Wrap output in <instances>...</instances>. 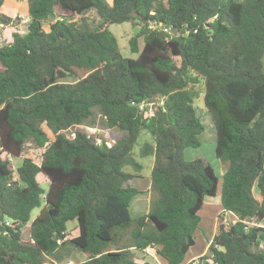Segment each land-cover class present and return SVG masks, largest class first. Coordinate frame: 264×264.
<instances>
[{
	"label": "trees",
	"instance_id": "trees-1",
	"mask_svg": "<svg viewBox=\"0 0 264 264\" xmlns=\"http://www.w3.org/2000/svg\"><path fill=\"white\" fill-rule=\"evenodd\" d=\"M6 1L3 24L12 20L1 11ZM27 7L28 32L0 44V264L63 263L74 249L87 255L74 264H153L136 256L149 248L183 264L205 197L219 188L208 160L184 157L205 130L195 106L201 84L227 169L218 232L187 264H264V0H27ZM91 10L101 18L95 27L85 16ZM135 20L141 27L129 44L139 55L125 57L109 25ZM161 98L147 117L140 103ZM97 108L123 131L112 145L75 128ZM144 130L154 139L140 148L154 157V198L133 217ZM29 143L43 148L40 163L24 157ZM12 157L22 159L16 170ZM226 213L237 219L224 222ZM74 220L79 233L69 237Z\"/></svg>",
	"mask_w": 264,
	"mask_h": 264
},
{
	"label": "rangeland",
	"instance_id": "rangeland-1",
	"mask_svg": "<svg viewBox=\"0 0 264 264\" xmlns=\"http://www.w3.org/2000/svg\"><path fill=\"white\" fill-rule=\"evenodd\" d=\"M1 11L2 13L12 18L10 23L3 24L2 22H0V38L3 44L10 43L13 40V34L15 32H19L22 34L28 32L30 16L28 13L27 0H7ZM58 12L60 14L61 11ZM85 16H87L88 21L92 23L94 27L97 26L98 23L101 21V18L96 12V10L89 11L85 14ZM80 17L81 16L79 15L76 17V19ZM46 24L48 27L49 23ZM140 25V20H135V22L126 21L123 23H113L109 25V29L116 35L118 39L120 51L123 56L131 58L138 57V53H134L131 51L129 42L130 38L139 31L141 27ZM139 45L140 47L144 45L143 37H140ZM68 81H75V78H69ZM198 87L201 89V93L200 96L195 100V106L197 107V113L199 117L205 125V130L199 136L201 140V146L198 148L190 147L185 149L184 157L186 160H192L199 157L208 160L215 168L216 174L219 178V188L215 196L205 197L203 207L199 212L201 216V222L195 234L196 243L189 249L186 256L187 259L183 264L195 259L192 258L191 260H189L188 258H191L197 253L203 252L204 249H206L205 252L207 251L209 246L208 242L214 238L213 235L216 233V231L218 232V225L219 223H221V218L223 217L221 192L223 175L226 171L227 163L222 161V159H220L216 155L215 150L217 143V129L209 111L205 106L203 84L199 85ZM152 101L154 102L155 100ZM156 108L157 107L152 103L147 104L141 109L144 111L147 117H150L154 114ZM75 128H80L82 130H85L89 134L98 137V141H103L104 139L109 145L114 144L115 141L123 134V131L120 130L118 127L111 128L107 126L104 118L100 115L98 108L95 109V115L93 119L88 120L82 126H78ZM47 131L51 135V139L54 140L55 137L52 132L48 128ZM67 133H70V136H74L75 129L69 130ZM146 141L153 142L154 139L147 130H144L141 134L139 142L135 146V157L139 162L143 164L144 168L142 176L135 177L133 179V184L135 185V187L137 186V188L141 190V192L132 201L131 213L133 217L145 214L150 208L151 202L154 198L153 192L151 191V172L154 164V157L140 156V148L142 144ZM42 153L43 148L37 147L29 143L25 149L24 157H31L36 162L40 163ZM11 161L14 170H16L17 167L20 165L22 159L13 157L11 158ZM125 169L127 171L134 172L133 168L130 166H127ZM38 179L40 180L44 188H48L49 178L44 173H40L38 175ZM39 212L40 208H35L32 212V218H35ZM224 217H227L229 220L236 219V217L232 216L231 214H224ZM68 231L69 237H73L79 233L77 220L70 221L68 223ZM23 239L25 241L31 239L29 224L25 225V227L23 228ZM148 250V252H145V255H143V253L137 252V259H139L140 261H149L153 264H161L160 261L162 262V264H168L167 261L163 258L160 259V257L156 254L155 249L149 248ZM201 255L197 257L199 258ZM85 259H87V255L84 251L74 249V251L70 254L69 258H67L63 263L58 264H74L77 262H81ZM45 264L54 263L48 261Z\"/></svg>",
	"mask_w": 264,
	"mask_h": 264
},
{
	"label": "built area",
	"instance_id": "built-area-1",
	"mask_svg": "<svg viewBox=\"0 0 264 264\" xmlns=\"http://www.w3.org/2000/svg\"><path fill=\"white\" fill-rule=\"evenodd\" d=\"M165 29H167V28H165ZM0 44H2V41H1V38H0ZM154 104L156 107L158 106V105H163L164 104V98H161V99H157V100H155L154 102L153 101H143L142 103H140V107L142 108V107H144V106H146L147 104ZM231 220H229L228 218H225V220H224V222H230Z\"/></svg>",
	"mask_w": 264,
	"mask_h": 264
},
{
	"label": "crops",
	"instance_id": "crops-1",
	"mask_svg": "<svg viewBox=\"0 0 264 264\" xmlns=\"http://www.w3.org/2000/svg\"><path fill=\"white\" fill-rule=\"evenodd\" d=\"M5 3H6V2H5ZM226 169H227V168H226ZM136 177H139V176H136ZM132 183H133V181H132ZM133 185H134V184H133ZM134 186H135V185H134ZM136 187H137V186H136ZM148 210H149V209H148ZM148 210H147V212H148ZM222 211H223V209H222ZM147 212H146V213H147ZM228 214H231V213H228ZM226 215H227V214H226ZM219 224H220V223H219ZM218 228H219V225H218ZM215 234H217V231H216ZM215 234H214L213 236H215ZM212 240H213V239H211V240L208 242V245H210V242H211ZM208 245H207V246H208ZM206 248H207V247H206ZM205 250H206V249H204L203 252H201V253H197V254L193 255L191 258H188V259H189V260H191L192 258L197 259V258H198L197 256H199V255H201V254L203 255V253L205 252ZM148 251H149V250L144 251V252H140V253H143V255H145V252H148ZM135 252L137 253V252H139V251H135ZM205 253H206V252H205ZM205 253H204V254H205ZM202 255H201V256H202ZM186 259H187V258H185V261H186ZM193 260H194V259H193ZM160 263L162 264L161 261H160ZM187 263H188V262H186L185 264H187Z\"/></svg>",
	"mask_w": 264,
	"mask_h": 264
},
{
	"label": "water",
	"instance_id": "water-1",
	"mask_svg": "<svg viewBox=\"0 0 264 264\" xmlns=\"http://www.w3.org/2000/svg\"><path fill=\"white\" fill-rule=\"evenodd\" d=\"M5 219V214H1L0 220L3 221Z\"/></svg>",
	"mask_w": 264,
	"mask_h": 264
},
{
	"label": "clouds",
	"instance_id": "clouds-1",
	"mask_svg": "<svg viewBox=\"0 0 264 264\" xmlns=\"http://www.w3.org/2000/svg\"><path fill=\"white\" fill-rule=\"evenodd\" d=\"M158 106H160V105H158ZM12 158H13V157H12ZM227 214H228V213H227ZM231 215H232V214H231ZM232 216H235V215H232ZM235 217H236V219H237V216H235ZM226 218H227V217H226ZM232 220H235V219H231V221H232Z\"/></svg>",
	"mask_w": 264,
	"mask_h": 264
}]
</instances>
